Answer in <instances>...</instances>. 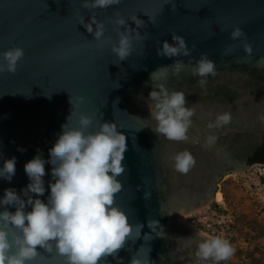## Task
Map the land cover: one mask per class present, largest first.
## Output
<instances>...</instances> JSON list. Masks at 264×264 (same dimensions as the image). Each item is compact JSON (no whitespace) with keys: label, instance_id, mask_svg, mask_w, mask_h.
<instances>
[{"label":"water","instance_id":"obj_1","mask_svg":"<svg viewBox=\"0 0 264 264\" xmlns=\"http://www.w3.org/2000/svg\"><path fill=\"white\" fill-rule=\"evenodd\" d=\"M81 3L0 0V53L13 47L24 50L15 74L0 73V167L6 159H17L12 180L0 178V198L7 188L22 195L30 182L25 163L38 150L48 160L49 149L71 114L70 96L74 104L82 97L73 109L71 127H79V116L84 114L93 120L87 131H95L98 121L115 122L128 137L123 161L126 171L118 177L123 188L115 196V205L125 211L130 223L144 227L140 238L134 242L133 232L120 250L123 264H130L142 245L141 258L151 249L150 264H213L195 255L197 242L209 236L180 224L179 217L211 203L225 173L247 169L244 158L261 139L264 69L253 65L264 57V0H121L119 5L94 10L82 8ZM117 11L126 20L136 15L145 21L138 30L146 39L134 42V50L125 61L112 53L111 44L96 41L79 24L81 16L87 23L94 14L104 23L105 37H111L114 44L118 40L114 23ZM128 24L136 27L132 21ZM236 27H241L246 36L232 40L230 33ZM172 34L183 36L190 49L196 45L191 56L157 55L163 41L174 43ZM244 41L252 46L251 56L243 50ZM229 45L236 47L230 55H222ZM201 53H206L218 70V75L209 76L206 84L197 82L200 77L193 76L190 67L178 76L168 69L166 79L158 73L157 79L150 80L152 72L176 59L186 64L191 60L195 65ZM158 83H165L170 91L183 90L186 106L195 107L187 141L166 140L152 130L155 122L150 119L148 95ZM223 112L231 113V123L210 129L209 123ZM210 135L217 137L211 146L206 143ZM184 150L196 159L187 175L176 172L172 160ZM51 167L45 164L46 191L39 197L45 201L50 193ZM145 192L151 193L148 199L144 198ZM8 210L14 212L15 208ZM148 220L159 221L163 237L152 233ZM146 233L153 239L143 237ZM37 250L41 256L33 264H64L55 253ZM100 264H117V260L109 256ZM220 264H229V260Z\"/></svg>","mask_w":264,"mask_h":264},{"label":"clouds","instance_id":"obj_2","mask_svg":"<svg viewBox=\"0 0 264 264\" xmlns=\"http://www.w3.org/2000/svg\"><path fill=\"white\" fill-rule=\"evenodd\" d=\"M120 3L121 0H82L81 7L87 10L106 9ZM128 21L134 22L136 27H130ZM150 22L155 23L154 20ZM114 23L117 25L115 31L118 40L112 44V38L104 35V23L98 21L94 14L91 15L90 22L86 23L82 16L79 22L88 33L94 35L96 41L111 44L112 53L119 61H125L134 50V42L146 39L138 30L145 26V21L136 15L126 20L117 11ZM245 36L241 27L234 28L230 33L232 40ZM172 41V44L163 41L162 48L156 50L157 55L167 58L189 57L196 48L193 44L190 49L181 35L172 34ZM235 47L236 45H229L222 55H230ZM243 50L246 55H252V46L246 41L243 42ZM0 56L3 58L0 73L7 71L15 74L18 62L24 57V50L13 47L0 53ZM187 67L191 68L193 76L200 77L197 82L201 85L207 83L209 76L218 75L215 62L206 53H201L195 65H192L191 60L186 64L183 60L176 59L173 64L152 72L150 80L157 79L158 73H163L166 79L168 69H171L173 76H178ZM253 67L264 69V57L257 60ZM46 96L50 98V95ZM148 100L151 101L148 105L150 119L155 122L152 130L157 136L170 141H187V133L196 110L193 106H186L185 92L170 91L165 83H158L152 86ZM76 101L74 104L70 96L71 114L49 149L48 160L38 150L37 155L25 163L24 171L30 182L22 189V195L14 188H7L0 198V264H33L41 256L38 248L62 257L64 264H100L109 256L116 259L117 264H123L119 257L120 250L125 248L133 232L134 242L141 236L144 225L130 223L125 211L115 205V196L123 188L118 177L126 171L123 161L128 150V137L119 130L115 122L98 121L95 131H87L93 120L84 114L79 116V127H71L69 121L75 115L73 109L79 106L83 98L78 97ZM231 121V113L223 112L217 114L208 127L220 128L229 125ZM216 140V136L210 135L206 143L211 146ZM18 150L25 151L23 148ZM172 160L174 170L183 175H187L196 165L195 157L188 150L178 152ZM16 163V157L4 160L0 167V178L10 182L16 174ZM46 163L52 166V179L48 182L50 193L45 201L39 197H43L46 191L43 179L46 175ZM150 195L151 193L145 192L144 198L148 199ZM9 207H14L15 211H9ZM147 226L156 236H164L159 221L148 220ZM158 227L161 228L160 231H157ZM143 237L153 239L147 233ZM143 247L142 245L137 254L131 257L130 264H150L148 254L151 249L149 247V252L141 258ZM234 252L235 249L227 239L209 236L197 242L195 255L200 261L211 260L213 264H220L229 260Z\"/></svg>","mask_w":264,"mask_h":264},{"label":"rangeland","instance_id":"obj_3","mask_svg":"<svg viewBox=\"0 0 264 264\" xmlns=\"http://www.w3.org/2000/svg\"><path fill=\"white\" fill-rule=\"evenodd\" d=\"M262 179L264 169L259 165L225 173L217 183L212 202L181 216L182 219L179 217V223L195 227L208 236L227 239L235 249L229 264H254V259L247 256L249 252L264 264V192L257 190L259 184H264ZM223 180L229 182L223 184ZM223 187L226 197L219 191ZM217 192L221 194L219 200L216 199ZM216 216H221L223 222L209 230L204 222L196 220L197 217H207V221L212 223L211 217Z\"/></svg>","mask_w":264,"mask_h":264},{"label":"trees","instance_id":"obj_4","mask_svg":"<svg viewBox=\"0 0 264 264\" xmlns=\"http://www.w3.org/2000/svg\"><path fill=\"white\" fill-rule=\"evenodd\" d=\"M251 160H255V161H257V162H262V163L264 164V142H263L261 148H259V149L256 151L255 155L253 156V158H251ZM262 180L264 181V179H262ZM222 182H223V184H225V183H228L229 180H223ZM219 191L222 193V195H223L224 197L227 196V193H226V190H225L224 187H223L222 189H220ZM213 205H214V206H217L215 203H214ZM260 234H261V233L258 232V235H260ZM239 253H240V252H239ZM247 256L250 257L251 259H254V264H261L260 259L254 257L252 252H251V253H250V252L247 253Z\"/></svg>","mask_w":264,"mask_h":264},{"label":"built area","instance_id":"obj_5","mask_svg":"<svg viewBox=\"0 0 264 264\" xmlns=\"http://www.w3.org/2000/svg\"><path fill=\"white\" fill-rule=\"evenodd\" d=\"M257 165H259V167H261V168L264 169V165H263V164H257ZM257 190H258L259 192H261V193L264 192V184H263V185H260V184H259V187H258ZM211 215H214V212H213V211H211ZM196 220H197V221H200V222H204L205 225H206V228H207L208 230H209L210 228H213V226H214L215 224L220 225V224L223 222V219H222L221 216L211 217V220L213 221L212 223H210L209 221H207V220H208L207 217H202V218L197 217Z\"/></svg>","mask_w":264,"mask_h":264},{"label":"flooded vegetation","instance_id":"obj_6","mask_svg":"<svg viewBox=\"0 0 264 264\" xmlns=\"http://www.w3.org/2000/svg\"><path fill=\"white\" fill-rule=\"evenodd\" d=\"M260 136H261V139H259V141H258L257 145L255 146V148L252 150V152L250 154H248L244 158L243 163L245 164V166L252 167V166L257 165V164H263L262 162H257L255 160H251V158H253V156L255 155L256 151L259 148H261V146H262V144L264 142V130L261 131Z\"/></svg>","mask_w":264,"mask_h":264},{"label":"bare ground","instance_id":"obj_7","mask_svg":"<svg viewBox=\"0 0 264 264\" xmlns=\"http://www.w3.org/2000/svg\"><path fill=\"white\" fill-rule=\"evenodd\" d=\"M220 197H221V194H220L219 192H217V193H216V199L219 200ZM180 219H182V218L180 217ZM180 224H183V222L180 223ZM183 225H185V224H183ZM190 227H192V226H190ZM192 228L197 229V228H195V227H192ZM197 230H199V229H197ZM199 231H201V230H199Z\"/></svg>","mask_w":264,"mask_h":264}]
</instances>
